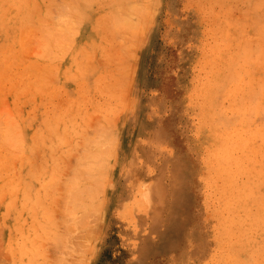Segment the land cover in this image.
Listing matches in <instances>:
<instances>
[{"label":"rangeland","instance_id":"obj_1","mask_svg":"<svg viewBox=\"0 0 264 264\" xmlns=\"http://www.w3.org/2000/svg\"><path fill=\"white\" fill-rule=\"evenodd\" d=\"M0 264H264V0H0Z\"/></svg>","mask_w":264,"mask_h":264},{"label":"bare ground","instance_id":"obj_2","mask_svg":"<svg viewBox=\"0 0 264 264\" xmlns=\"http://www.w3.org/2000/svg\"><path fill=\"white\" fill-rule=\"evenodd\" d=\"M69 208H71V210H72V207H69ZM70 210V209H69ZM83 217H84V215H83ZM82 219H84L83 221H85V218H82ZM79 220V219H78ZM83 221H80V222H83ZM83 224H84V222H83Z\"/></svg>","mask_w":264,"mask_h":264}]
</instances>
